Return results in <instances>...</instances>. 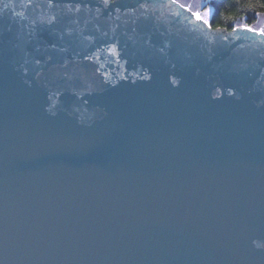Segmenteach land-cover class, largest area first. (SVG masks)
Instances as JSON below:
<instances>
[{
  "label": "water",
  "instance_id": "obj_1",
  "mask_svg": "<svg viewBox=\"0 0 264 264\" xmlns=\"http://www.w3.org/2000/svg\"><path fill=\"white\" fill-rule=\"evenodd\" d=\"M208 26L0 0V264H264V35Z\"/></svg>",
  "mask_w": 264,
  "mask_h": 264
},
{
  "label": "trees",
  "instance_id": "obj_2",
  "mask_svg": "<svg viewBox=\"0 0 264 264\" xmlns=\"http://www.w3.org/2000/svg\"><path fill=\"white\" fill-rule=\"evenodd\" d=\"M214 29L233 30L238 24H255L264 15V0H212Z\"/></svg>",
  "mask_w": 264,
  "mask_h": 264
},
{
  "label": "rangeland",
  "instance_id": "obj_3",
  "mask_svg": "<svg viewBox=\"0 0 264 264\" xmlns=\"http://www.w3.org/2000/svg\"><path fill=\"white\" fill-rule=\"evenodd\" d=\"M172 1L176 2L177 4L189 10L194 15L195 19H197L196 14H199L200 17L202 18L200 19V21L203 22V19H207L210 23V20L214 13L211 0H172ZM113 2L114 0H109V3H113ZM208 9H211V12L207 16H205V13L208 11ZM240 25L254 27L262 34L264 33V15L260 16L259 20L255 24L247 25L246 23H240L235 28L239 27ZM210 27L213 28L212 23Z\"/></svg>",
  "mask_w": 264,
  "mask_h": 264
},
{
  "label": "snow or ice",
  "instance_id": "obj_4",
  "mask_svg": "<svg viewBox=\"0 0 264 264\" xmlns=\"http://www.w3.org/2000/svg\"><path fill=\"white\" fill-rule=\"evenodd\" d=\"M210 12H211V9H208V11L205 13V16H207ZM196 15H197L198 20L202 19L199 14H196ZM203 23L208 24L209 21L207 19H203ZM247 30L252 31V29H250V28ZM262 34H264V33H262ZM173 83H175V81H173Z\"/></svg>",
  "mask_w": 264,
  "mask_h": 264
},
{
  "label": "bare ground",
  "instance_id": "obj_5",
  "mask_svg": "<svg viewBox=\"0 0 264 264\" xmlns=\"http://www.w3.org/2000/svg\"><path fill=\"white\" fill-rule=\"evenodd\" d=\"M214 14V13H213Z\"/></svg>",
  "mask_w": 264,
  "mask_h": 264
}]
</instances>
